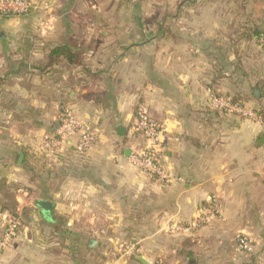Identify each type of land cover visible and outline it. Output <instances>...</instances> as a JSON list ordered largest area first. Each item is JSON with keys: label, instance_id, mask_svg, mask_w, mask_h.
<instances>
[{"label": "crops", "instance_id": "1", "mask_svg": "<svg viewBox=\"0 0 264 264\" xmlns=\"http://www.w3.org/2000/svg\"><path fill=\"white\" fill-rule=\"evenodd\" d=\"M29 1L27 14L0 17V241L17 223L0 264H264V123L209 105L210 93L228 95L235 68L209 10L197 0ZM57 47L75 63L51 56ZM143 107L163 131L169 183L130 162ZM63 110L95 135L85 153L77 137L47 146ZM35 201L53 203V217ZM240 233L252 253L236 250Z\"/></svg>", "mask_w": 264, "mask_h": 264}, {"label": "built area", "instance_id": "2", "mask_svg": "<svg viewBox=\"0 0 264 264\" xmlns=\"http://www.w3.org/2000/svg\"><path fill=\"white\" fill-rule=\"evenodd\" d=\"M34 8L29 0H0V17L10 15H25ZM209 105L212 109L228 113L237 114L246 119H259L253 114L231 103L228 97L209 94ZM260 120V119H259ZM135 134L142 139V146L135 149L129 156L131 164L142 174L156 179L161 183L172 181L171 175L162 166L161 156L163 154L164 134L158 123L150 116L146 108H139L132 126ZM77 137L76 150L85 153L96 142L95 135L85 128L70 110H63L60 113V120L55 135L49 140L47 146L50 149L58 150L68 141ZM201 222L204 219H200ZM17 228L15 221H8L6 232L0 241L2 247H6L14 237ZM236 250L244 254H250L253 245L250 238L243 233L235 237ZM120 250L124 254L132 255L135 252V245L129 243L120 245Z\"/></svg>", "mask_w": 264, "mask_h": 264}, {"label": "rangeland", "instance_id": "3", "mask_svg": "<svg viewBox=\"0 0 264 264\" xmlns=\"http://www.w3.org/2000/svg\"><path fill=\"white\" fill-rule=\"evenodd\" d=\"M195 4L199 8L209 10V15H213L214 21L220 24L221 29L216 36L220 40L226 39V43L228 41L232 45L231 54L234 62L239 63L240 70L236 72L239 77L229 76L224 80L228 94L243 93L248 90L249 84H254L256 81L262 84L264 82V0H197ZM172 15H169V18H172ZM202 16L209 19L208 15L202 14ZM253 30L260 32V38L245 40L246 32ZM242 72L247 73V79L242 77ZM254 101L250 99L245 103L244 108L256 117L253 110H257L259 106ZM127 244L129 243L121 245ZM256 259V256H249L245 260L247 264H255Z\"/></svg>", "mask_w": 264, "mask_h": 264}, {"label": "trees", "instance_id": "4", "mask_svg": "<svg viewBox=\"0 0 264 264\" xmlns=\"http://www.w3.org/2000/svg\"><path fill=\"white\" fill-rule=\"evenodd\" d=\"M254 37L259 39L260 38V32L254 31V30H253V32L247 31L245 40L249 41V40H251ZM51 56H53V57L64 56L68 60V62L75 63V61L73 60V57L70 54V52H69L67 47L66 48L65 47H57V48L53 49L51 51ZM217 60H221L222 62H218ZM217 60H216L215 64H213V65L218 68L219 72L224 71V68H226L225 65L229 64L227 62V57L225 59L224 56L220 55V56H218ZM231 65L233 67H235L234 70L232 71L231 75L233 77L236 76L238 78L239 76L236 73L237 72L236 70L237 69L240 70L239 66L236 65L235 62H232ZM242 77L244 79H247L248 78L247 73L242 72ZM217 80H219L218 77L215 78L214 82L211 83V84H214L215 81H217ZM262 84H263V86H262ZM262 84H261L260 81H256V82H254V84H249L248 85V90L244 91L243 93L239 92V93L232 94V95L228 94V95H225V96L222 95V96L228 97L230 99L231 103L236 104V105H238L240 107H244L245 103L250 101V99L251 100L252 99L255 100L254 102L256 103L257 106H259V108H257V110L254 109L253 112L264 123V101H263L264 100V82ZM100 96H102V95H98V96L94 95L93 97H100ZM217 96H220V95H217ZM245 99H247V100H245Z\"/></svg>", "mask_w": 264, "mask_h": 264}, {"label": "water", "instance_id": "5", "mask_svg": "<svg viewBox=\"0 0 264 264\" xmlns=\"http://www.w3.org/2000/svg\"><path fill=\"white\" fill-rule=\"evenodd\" d=\"M119 135H123L125 133L124 129H119L117 131ZM23 160V154L19 153L18 157V165H21V162ZM37 207H39L45 214H47L50 218L53 217L54 211H55V205L49 201H35L34 203ZM96 245V242L91 241L89 246L94 247ZM140 261L142 263H145V260L143 258H140Z\"/></svg>", "mask_w": 264, "mask_h": 264}]
</instances>
